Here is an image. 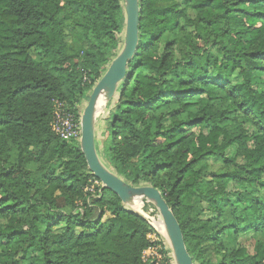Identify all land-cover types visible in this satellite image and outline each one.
<instances>
[{
  "label": "trees",
  "instance_id": "1",
  "mask_svg": "<svg viewBox=\"0 0 264 264\" xmlns=\"http://www.w3.org/2000/svg\"><path fill=\"white\" fill-rule=\"evenodd\" d=\"M139 3L138 50L109 103L101 158L161 192L195 264H264V199L227 191L264 189V0H189L194 34L176 0ZM125 28L124 0H0V264H156L151 237L166 247L115 193L86 192L80 144L51 127L56 101L80 121ZM208 159L223 168L210 173ZM243 231L256 233L253 254L234 245Z\"/></svg>",
  "mask_w": 264,
  "mask_h": 264
},
{
  "label": "water",
  "instance_id": "2",
  "mask_svg": "<svg viewBox=\"0 0 264 264\" xmlns=\"http://www.w3.org/2000/svg\"><path fill=\"white\" fill-rule=\"evenodd\" d=\"M124 6L126 10L124 44L119 54L110 63L102 78L92 89L87 106L81 113L80 149L91 174L102 182L104 188L115 193L123 204L131 208L134 202L141 199L142 202L146 200L154 205L162 218L166 238L171 246L174 263L195 264L188 252L181 226L161 192L151 186L135 187L127 183L104 164L97 149L96 123L99 101L105 98L107 104L115 97L119 91V87L126 78L129 64L135 56L139 45L141 12L139 0H124ZM135 212L149 222L146 215L138 211Z\"/></svg>",
  "mask_w": 264,
  "mask_h": 264
},
{
  "label": "rangeland",
  "instance_id": "3",
  "mask_svg": "<svg viewBox=\"0 0 264 264\" xmlns=\"http://www.w3.org/2000/svg\"><path fill=\"white\" fill-rule=\"evenodd\" d=\"M176 2L179 4L180 9H182L185 12V15H186L185 19L181 20L182 27L186 31H188L189 33L194 34V28L192 27L191 24H189L188 21L195 19L196 13H195V11H193L189 7L190 6L189 5L190 4L189 0H176ZM66 40H67V42H71V40H72V38L70 36V32L68 30L66 31ZM211 74L213 75L214 72H212ZM238 80H239V78H238L237 75L232 78L233 83H236ZM259 91H263V88L261 87L259 89ZM87 103L88 102H86V101H81V103H80L81 111H83V109H85V107L87 106ZM110 106L111 105H109V103H107L97 113V123H98L99 129H100L99 130V134H98V138H97V149H98L99 155L101 157H103L104 144L107 143V138L104 137L106 135H103V134H104V131L106 130L107 122H108V119H109V108H110ZM244 128H245V130H246V132H247V134L249 136H252L256 132L255 129L250 124L244 125ZM195 132L198 134L197 130ZM249 147L250 148L254 147L253 140H251L249 142ZM229 154L232 155V156H235L234 152L229 153ZM104 162L109 168H111L106 163V161H104ZM236 164L242 165V164H244V160L242 158H239V159H237ZM207 165H208V171L210 173L218 172V171H220L223 168V165L219 161H216L214 159H208L207 160ZM29 169L35 170V165H30ZM239 190L247 191V192H254L255 196H257V197H259L261 199H264V189L261 188V187H251V188L248 187V188H245V187L238 186L234 182H231L229 184V186H228V189H227V191L231 195L234 194V192L239 191ZM146 203H149V202L146 201ZM149 204H151V203H149ZM145 205H146L145 201L143 200V206H142V212L141 213H143L144 215H146L148 217V220L151 223V225L153 226V228L156 230L157 233H159L165 239V241L167 243L166 247L163 246V245H160L159 244V239L155 235H153L151 238H152L153 241L157 242L158 245L153 247V248H151L149 251H147L145 253V260L154 261V262H156V264H162L163 260H164L163 251H165V250L171 251V254L169 255V257L173 258L171 246H170V244H169V242H168V240L166 238V234L163 235L157 229V227L155 225L156 222H158L160 220L162 221V218H161L159 212L156 209L151 208V207H149V208H147V210H145L144 209ZM204 209H205V211L201 215L200 219L205 220V221L212 219L213 218V214L211 212H209V211H206V205H204ZM107 216L105 218H107ZM255 235H256V233H254V232H244L243 231L240 235L237 236V239L235 240L234 245L236 247H238V248H245V249H247V251L250 254H253L254 253V249H255V245H254V243H255ZM260 238H262V237L260 236ZM212 258L215 259V256H213Z\"/></svg>",
  "mask_w": 264,
  "mask_h": 264
},
{
  "label": "built area",
  "instance_id": "4",
  "mask_svg": "<svg viewBox=\"0 0 264 264\" xmlns=\"http://www.w3.org/2000/svg\"><path fill=\"white\" fill-rule=\"evenodd\" d=\"M80 109V116H81ZM52 131L61 140L65 142L77 141L80 143L81 125L74 113L70 112L65 102L56 101L53 120L51 123ZM104 188L102 182L94 177L89 181V186L86 192L91 193L92 197H100L102 189Z\"/></svg>",
  "mask_w": 264,
  "mask_h": 264
},
{
  "label": "bare ground",
  "instance_id": "5",
  "mask_svg": "<svg viewBox=\"0 0 264 264\" xmlns=\"http://www.w3.org/2000/svg\"><path fill=\"white\" fill-rule=\"evenodd\" d=\"M106 105V99L105 98H102L100 101H99V104H98V111L101 110L102 107H104ZM102 159V158H101ZM103 161V160H102ZM104 162V161H103ZM105 164V162H104ZM106 165V164H105ZM107 166V165H106ZM108 167V166H107ZM109 168V167H108ZM110 169V168H109ZM142 206H143V202L141 199H138L136 202H134L132 205H131V208L135 211H138V212H142ZM157 229L163 234L165 235L166 234V231H165V228L163 226V223L162 221H158L155 223Z\"/></svg>",
  "mask_w": 264,
  "mask_h": 264
},
{
  "label": "crops",
  "instance_id": "6",
  "mask_svg": "<svg viewBox=\"0 0 264 264\" xmlns=\"http://www.w3.org/2000/svg\"><path fill=\"white\" fill-rule=\"evenodd\" d=\"M108 128H109V126H108V122H107L106 130L104 131V134H103V135H106V136H104L106 138H107ZM99 130H100L99 125H98V123H96V139L98 138Z\"/></svg>",
  "mask_w": 264,
  "mask_h": 264
}]
</instances>
